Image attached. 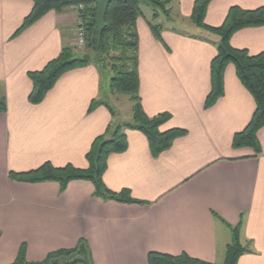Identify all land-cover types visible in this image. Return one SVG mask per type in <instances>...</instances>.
<instances>
[{"label":"crops","instance_id":"1","mask_svg":"<svg viewBox=\"0 0 264 264\" xmlns=\"http://www.w3.org/2000/svg\"><path fill=\"white\" fill-rule=\"evenodd\" d=\"M195 1L174 0L168 17L159 12L155 19L151 7L140 6L135 30L142 110L149 118L170 116L160 132L186 134L153 157L142 133L124 132L126 150L108 155L101 179L108 191L126 190L141 202L128 204L96 196L87 180L61 189L54 181L10 177L46 163L87 169L93 142L113 125L130 122L132 109L127 105L123 114L110 104L108 80L92 64L64 73L40 103L30 104L28 74L72 44L76 11H50L15 35L33 3L0 0V264L14 263L21 249L26 262L40 263L80 240L92 264H148L149 253L220 264L231 240L225 225H239L240 242L249 245L236 264H264V126L256 133L258 153L233 148L255 103L231 64L223 95L204 108L218 38L192 24ZM233 6L254 10L264 0H213L205 25L219 27ZM150 24L161 26L159 40ZM230 46L250 56L263 53L264 26L235 32Z\"/></svg>","mask_w":264,"mask_h":264},{"label":"trees","instance_id":"2","mask_svg":"<svg viewBox=\"0 0 264 264\" xmlns=\"http://www.w3.org/2000/svg\"><path fill=\"white\" fill-rule=\"evenodd\" d=\"M33 8L24 18L16 34L21 33L46 13L54 11L62 13L70 8L83 6L78 12L85 30V52L81 56L68 47L62 49L57 58L36 72H30L28 78L32 91L28 95L30 104L40 103L58 78L64 73L92 64L98 72H109L108 84L111 93L129 96L133 103L132 116L129 123L113 125L105 134L97 138L86 154L88 167L77 170L71 166L53 168L46 163L35 171L24 174H10V177L25 183H40L54 181L63 189L73 180H87L93 183L95 195L105 200H115L120 203L140 204L130 198L128 191L114 194L108 191L102 183V175L106 168L108 155L126 150V130L142 133L148 142L150 153L157 157L168 150L172 142L186 134L184 130L173 129L160 132L159 128L169 120L168 114H160L154 118L147 117L141 106L138 95V38L135 23L140 16V6L147 4L152 8L153 18L159 11L169 16L165 5L174 0H122L109 4L104 19V29L94 32L95 5L91 0H31ZM213 0H196L193 4L190 20L192 24L204 31L217 36L216 56L210 63V92L206 97L204 108L211 107L223 95V74L227 65L235 68V74L241 85L252 96L255 103L254 114L246 128L236 134L232 141L234 149L248 147L258 153L259 145L256 139L257 131L264 126V52L250 56L245 50H237L230 46L231 36L242 29L264 26V6L254 10H243L230 7L223 23L217 27H208L204 23L206 9ZM152 35L159 40L162 30L160 25H149ZM93 61V63H91ZM95 103H92L90 110ZM110 109V108H109ZM5 111V103L0 100V112ZM111 111V110H110ZM228 229L231 240L226 246L223 262L220 264H236L240 256L250 253L249 245L240 242V226ZM148 264H209L192 259L184 254L169 256L158 253L147 255ZM12 264H92L88 247L80 240L74 249L58 250L49 254L40 263L26 262L23 249Z\"/></svg>","mask_w":264,"mask_h":264},{"label":"rangeland","instance_id":"3","mask_svg":"<svg viewBox=\"0 0 264 264\" xmlns=\"http://www.w3.org/2000/svg\"><path fill=\"white\" fill-rule=\"evenodd\" d=\"M160 1H165V0H160ZM147 5V4H145ZM148 6V5H147ZM173 8V1L170 2L169 4H166L165 5V9L167 10H171ZM70 9H73L76 11V17H77V22H76V28H77V25H78V21H79V14L78 12L80 11L79 9H77V7H74V8H70ZM69 10V9H68ZM66 11V10H65ZM63 11V12H65ZM62 12V13H63ZM160 12V11H159ZM189 30V29H188ZM190 31V30H189ZM76 32L77 30L75 29V32H74V35H73V41H72V44L68 47L70 50L74 51L75 53H77V56H81L84 52H85V49H78L77 46H76ZM91 63H93V61H91ZM102 77L104 78V80H108L109 78V72H102ZM110 104L111 105H114L115 108L119 111H121L123 114H126L125 113V109H126V106L129 105L130 108L132 109L133 108V103L131 101V98L129 96H126V95H120V94H112L110 100H109ZM117 106V107H116ZM115 109V110H116ZM125 123H128L129 120L127 121H124ZM121 125V124H120Z\"/></svg>","mask_w":264,"mask_h":264},{"label":"water","instance_id":"4","mask_svg":"<svg viewBox=\"0 0 264 264\" xmlns=\"http://www.w3.org/2000/svg\"><path fill=\"white\" fill-rule=\"evenodd\" d=\"M96 8L95 18H94V32H101L104 29V19L108 6L113 1L122 0H91Z\"/></svg>","mask_w":264,"mask_h":264},{"label":"built area","instance_id":"5","mask_svg":"<svg viewBox=\"0 0 264 264\" xmlns=\"http://www.w3.org/2000/svg\"><path fill=\"white\" fill-rule=\"evenodd\" d=\"M77 9L82 10L83 6L80 5L77 7ZM77 32H76V46L78 49H83L85 47V30H84V26H83V21L82 19L79 17V21H78V25L76 28Z\"/></svg>","mask_w":264,"mask_h":264}]
</instances>
